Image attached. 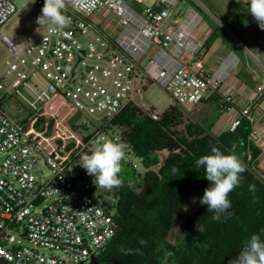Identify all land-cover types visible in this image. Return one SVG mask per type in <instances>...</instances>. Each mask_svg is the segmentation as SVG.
<instances>
[{"label": "built area", "instance_id": "2783aa9c", "mask_svg": "<svg viewBox=\"0 0 264 264\" xmlns=\"http://www.w3.org/2000/svg\"><path fill=\"white\" fill-rule=\"evenodd\" d=\"M35 1L43 7L44 0ZM133 3L69 0L64 15L70 23L61 33L46 27L18 42L4 29L19 8L0 0V45L12 52L0 74V264H89L109 244L115 211L76 159L92 152L95 138L127 107L160 120L163 112L145 98L151 85L186 112L217 98L223 131L248 121L250 141L264 152V85L238 105L234 77L241 59L231 52L207 65L205 43L194 35L201 12L193 8L181 18L180 0H153L142 12ZM14 97L29 110L27 121L7 114ZM83 115L103 122L102 129L91 134ZM115 137L122 141L120 132ZM40 158L52 172L41 182L35 173Z\"/></svg>", "mask_w": 264, "mask_h": 264}, {"label": "trees", "instance_id": "16d2710c", "mask_svg": "<svg viewBox=\"0 0 264 264\" xmlns=\"http://www.w3.org/2000/svg\"><path fill=\"white\" fill-rule=\"evenodd\" d=\"M116 128L128 145L126 152L140 160L142 172L124 159L123 185L111 189V195L100 193L115 211V235L97 255V264H229L245 240L264 230V179L252 167L261 150L250 141L248 121L233 133L216 135L173 103L158 121L127 107L103 132H112L113 138ZM213 147L235 154L246 169L239 187L229 194L232 206L216 221L208 206L201 204L186 220L183 238L173 245L168 237L175 218L182 215L191 197L202 198L211 186L204 169L195 168V161L211 154ZM89 178L94 184L95 177ZM93 188L103 190L95 184Z\"/></svg>", "mask_w": 264, "mask_h": 264}, {"label": "rangeland", "instance_id": "374dc122", "mask_svg": "<svg viewBox=\"0 0 264 264\" xmlns=\"http://www.w3.org/2000/svg\"><path fill=\"white\" fill-rule=\"evenodd\" d=\"M14 2L19 8V11L4 29V32L9 35L12 39L18 42H24L28 36L32 34L41 33L47 27H40V25L36 23V19L38 16L41 15L42 9L36 1H31L27 3L26 0H14ZM135 3L136 4H133L137 7L138 10L142 12L145 6L152 5L153 0H142V2L135 0ZM193 8H197L200 12L201 10L205 11L206 18L213 25L218 27V37L214 41L215 44L213 45V50H215L217 46L222 43L223 40H227L230 43H233L234 49L237 51L241 59V66L244 67L247 72L252 71L254 69V62L251 59V57H253L255 61H257V64L263 71L262 74L264 75V66L255 56V53L251 47L253 41L259 35L262 34L263 30H260L258 33L255 34L254 37H251L252 40L250 42L246 41L245 38H248V36L244 35L243 29L245 26V22L244 19L239 16L241 12L245 13L247 16H251V14L248 12V0H180L178 12H180L181 10L183 11L180 17L183 18ZM245 49H247L248 51L246 52ZM249 52L251 54H249ZM11 58V50L6 45L1 44L0 74L5 69L6 60ZM261 78V81L263 82L262 84L264 85V77ZM11 82L12 78H7L5 80L6 86H9ZM145 98L150 107L162 112H164L171 104L174 103L170 96L161 87L157 85H151L148 87ZM8 101L11 107L6 109L7 114L20 123L27 121L30 112L25 106V104L19 98L16 97L10 98ZM187 115L195 122L208 128L211 132L219 128L223 131V127H221L222 124H220L219 122V113L213 105L208 104L206 107L204 103H201L196 107L190 108V110L187 112ZM83 116L84 118L92 122V125L90 126L91 134L102 129L103 122L97 121L93 117L88 115ZM78 118H81V116L78 114H73L71 116V119ZM101 132V134L111 138L112 132ZM115 132H119V130L116 128ZM84 154L90 153L84 152L78 157L81 158ZM78 157L76 160H79ZM250 159H252V156L250 157ZM125 160L128 162L131 161L138 167L141 166L140 160L133 157L132 155H129L127 152ZM252 167L255 173L264 179V170H262L258 166L257 161L253 162ZM35 173L38 177L39 182H41L42 180H47L52 176L51 169L45 164L42 158L39 159L38 164L35 166ZM108 191L111 195L112 191L106 189L100 190L99 193L103 194ZM200 205V199L195 196L191 197L190 204L183 210L182 215L175 218L173 227L168 237V240L171 244L174 245L177 240L183 238L185 233L186 220L191 219L195 215ZM43 252L45 254H50L49 251Z\"/></svg>", "mask_w": 264, "mask_h": 264}, {"label": "clouds", "instance_id": "9594fccd", "mask_svg": "<svg viewBox=\"0 0 264 264\" xmlns=\"http://www.w3.org/2000/svg\"><path fill=\"white\" fill-rule=\"evenodd\" d=\"M68 2L69 0H44L41 15L37 17L36 23L40 27L47 26L49 34L61 33L70 23L69 18L64 15ZM72 2L77 4L79 0ZM248 3V12L254 17L259 28L264 30V0H248ZM127 148L128 145L119 137L98 135L94 140L92 152L82 155L79 165L89 176L95 177L96 186L106 190L120 187L123 185L120 174ZM195 168H203L204 177L211 184L200 198V204L207 205V211L213 213L211 218L219 221L221 215L232 206L229 194L239 187L245 166L235 154H225L213 147L211 154L203 155L195 161ZM197 230L202 233V226L198 225ZM140 242L145 243L143 240ZM229 264H264V230L245 240L238 256Z\"/></svg>", "mask_w": 264, "mask_h": 264}, {"label": "crops", "instance_id": "0c3cea01", "mask_svg": "<svg viewBox=\"0 0 264 264\" xmlns=\"http://www.w3.org/2000/svg\"><path fill=\"white\" fill-rule=\"evenodd\" d=\"M180 13L182 14L183 11L181 10ZM205 11L201 10V15L203 17L202 22L199 26L194 30V35L201 39L205 43L206 51H207V65L209 67H214L217 65L218 58L220 56L227 55L231 52H234L238 55L237 51L234 49L233 43H230L227 40H223L222 43L217 46L215 50H213V45L215 44L214 41L218 37V27L213 25L205 15ZM228 39V38H227ZM243 46V45H242ZM246 52L248 51L245 49ZM250 54V53H249ZM239 56V55H238ZM251 57V56H250ZM251 59L254 62V69L252 71H246L244 67L240 65L237 67L234 77V85L237 86L236 93V100L238 105H243L246 99V96L251 93V91L255 90L258 85H261L263 82L261 81V77H264L262 74L263 71L258 66L257 61L253 57ZM207 107L208 104L215 106L218 112L217 107V98H210L203 102ZM203 105V104H202ZM260 108L259 114L261 118L260 128L264 132V113L261 112L264 110V97L260 99ZM212 133L216 135H220L223 132L221 130H214ZM258 166L264 170V152H261L259 158L257 159Z\"/></svg>", "mask_w": 264, "mask_h": 264}, {"label": "flooded vegetation", "instance_id": "af4514ba", "mask_svg": "<svg viewBox=\"0 0 264 264\" xmlns=\"http://www.w3.org/2000/svg\"><path fill=\"white\" fill-rule=\"evenodd\" d=\"M242 19H244L245 22V26H244V35L248 36V38L246 37V41L250 42L252 39L251 37H254L256 33H258L261 29L258 26V23L256 22V20L254 19V17L251 16H247L245 13H240L239 15ZM264 35V30L262 32L261 35H259L251 44L252 50L255 53V56L259 59V61L261 62V64L264 66V61L262 60V58L260 57L258 51L255 49V46L258 44L259 40L263 37ZM260 47L262 45H259ZM264 51V48H263Z\"/></svg>", "mask_w": 264, "mask_h": 264}, {"label": "water", "instance_id": "95a60500", "mask_svg": "<svg viewBox=\"0 0 264 264\" xmlns=\"http://www.w3.org/2000/svg\"><path fill=\"white\" fill-rule=\"evenodd\" d=\"M259 45H262L261 47ZM263 48H264V35L263 37L259 40L258 44L255 46V49L258 51L260 57L262 58V60L264 61V51H263ZM250 53V52H249ZM251 54V53H250ZM97 256L96 255H93L91 257V262L89 264H97ZM81 264H85V263H81Z\"/></svg>", "mask_w": 264, "mask_h": 264}]
</instances>
